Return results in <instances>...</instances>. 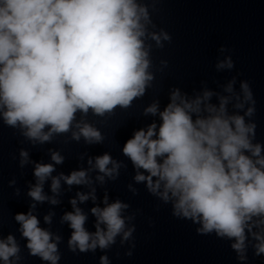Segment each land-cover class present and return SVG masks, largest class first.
I'll return each mask as SVG.
<instances>
[{
	"label": "clouds",
	"instance_id": "obj_1",
	"mask_svg": "<svg viewBox=\"0 0 264 264\" xmlns=\"http://www.w3.org/2000/svg\"><path fill=\"white\" fill-rule=\"evenodd\" d=\"M142 19H148L147 9L135 0H0V108L5 109V123L19 124L26 129L27 137L43 143L53 133L68 132L78 111L87 114L91 109L103 116L117 106L129 107L153 79L147 72L149 60L141 39L145 35ZM152 38L159 43L158 35L153 34ZM164 39L169 37L165 34ZM242 88L245 98L251 99L247 84H242ZM211 95L205 92L204 99ZM200 103L199 97L189 102L179 90L173 91L171 103L159 113L162 123L158 134L155 123L147 131H135L125 143L123 154L137 169L148 173L145 176L138 172L137 182L146 180L153 193L163 182L161 195L165 201L169 193L176 198V214L202 221L203 232L215 230L219 236L235 238L232 247L242 254L245 228L251 232L253 224L264 225V219L253 221V217L264 218L261 145H254L249 139L250 133L254 135V124L246 125L243 116L226 114V98H221L218 112L208 106L207 116L199 115ZM145 111L155 115L158 106L153 104ZM252 111L249 108L245 115ZM193 113L197 114L195 120ZM76 127V140L81 136L88 143L103 139L87 123ZM21 156L26 159L27 153L21 152ZM52 160L59 164L63 157L53 153ZM95 167L112 176L119 165L104 154L96 157ZM53 171V164H36L37 183L28 193L34 201L47 199L43 183ZM153 177L157 178L155 182ZM60 179L68 185L88 183L84 170L73 171L69 176L61 174L52 178L54 193L60 187ZM98 179L103 180V176ZM78 197L80 201L88 199L79 193ZM51 203L57 201L52 199ZM71 203L75 211L66 213L63 220L73 229L69 240L73 250L106 248L124 228L120 213L127 205L119 201L103 209L92 208L97 217L94 234L85 230L86 216L75 207L76 200ZM15 219L28 241L30 254L57 264V245L50 242L51 233L39 227L37 217L30 211L18 213ZM44 219L50 222V216ZM101 223L106 225V231L100 228ZM129 235L130 231L125 232V239ZM252 235L259 241L256 254L264 253V235ZM18 252L12 235L0 240V260L4 264H10L12 257L18 259ZM101 262L107 264V258L102 257Z\"/></svg>",
	"mask_w": 264,
	"mask_h": 264
}]
</instances>
